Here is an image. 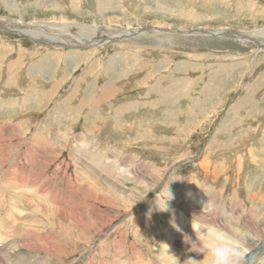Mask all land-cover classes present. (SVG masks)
Returning a JSON list of instances; mask_svg holds the SVG:
<instances>
[{"label":"rangeland","instance_id":"374dc122","mask_svg":"<svg viewBox=\"0 0 264 264\" xmlns=\"http://www.w3.org/2000/svg\"><path fill=\"white\" fill-rule=\"evenodd\" d=\"M0 20L100 41L0 27L1 264H165L169 231L172 263L206 264L192 221L236 230L264 264V48L196 34L263 29L264 0H0Z\"/></svg>","mask_w":264,"mask_h":264},{"label":"bare ground","instance_id":"6f19581e","mask_svg":"<svg viewBox=\"0 0 264 264\" xmlns=\"http://www.w3.org/2000/svg\"><path fill=\"white\" fill-rule=\"evenodd\" d=\"M103 8V7H102ZM9 23L8 25L10 26V27H12L15 31H17V32H20V33H22V34H28L29 36H30V38H32V39H34V38H37L36 36H38V30L39 31H44V29L45 28H50V29H53L54 30V34H47V33H45V34H47L48 36H50V37H46V40L45 41H47L48 43H59V46L61 45V46H68L69 47V49L70 48H81V47H90V46H95V45H100V41H98V39H96L95 37H94V32H96V31H98V27L97 26H95V27H90L91 28V30H93V32H91V33H89V34H83V32L84 31H81V30H79V32L78 33H75L74 35H72V34H70V33H67L66 31H65V29H64V27L65 26H60L59 27V29L58 28H56V27H52V24H48V23H46V24H42V23H38V24H35V23H30V22H28V23H23V22H20V21H15V20H8V21H3V20H0V27L1 26H5V25H3V23ZM40 25V26H39ZM76 25H78L81 29H84V27H82V25L81 24H77L76 23ZM39 27V28H38ZM160 29V28H159ZM202 31H204L206 34L207 33H213V34H217V35H224V36H237V37H241V36H243V37H246V39H248V40H250V41H252V42H254L257 46H258V48H264V28L263 29H258V30H253V31H244V32H242V31H235V30H231V29H216V30H211V29H209V30H206V29H201ZM209 31V32H208ZM140 32V29H137L134 33H132V34H137V33H139ZM204 32H202V34L204 33ZM141 33V32H140ZM144 33V32H143ZM132 34H130V35H132ZM196 34H197V32H196ZM128 35V33H123L122 35H120V36H127ZM112 38H114V36H112V37H108V39H112ZM54 39H57V40H59V39H62V40H68L69 42H61V41H54ZM113 40V39H112ZM52 66V65H51ZM50 67V66H49ZM262 96V95H261ZM103 97V96H102ZM30 98V97H29ZM99 99V98H98ZM35 151H37V150H35ZM95 156V155H94ZM28 160V159H27ZM3 161V160H2ZM30 161V160H29ZM31 163V162H30ZM29 163V164H30ZM33 163V162H32ZM108 165V164H107ZM31 166H32V164H31ZM110 166V165H109ZM107 169V168H106ZM130 174V173H129ZM134 174V173H133ZM5 181H3L2 183H4V185L5 186H7V188L9 189V192H7V189H6V193H9V195H10V198L9 199H11V200H14L15 202H17V199H18V197H19V195H23V191H26V189H23V188H21V187H19V186H17L16 185V183L15 182H19L18 180H17V177H13L12 179H14L13 181H9L11 178H10V176L9 175H7V174H5ZM7 178V179H6ZM11 179V180H12ZM2 180V179H1ZM4 180V179H3ZM112 181V180H111ZM8 183L10 184V187H8ZM31 183H32V185H31ZM33 183H36L35 182V180H33V175L32 174H30L29 175V177H28V180H26L25 182H24V184H28L27 185V188L28 187H30V188H28V190L30 191V192H27V193H30V196L27 198L28 200H30V202H32L34 199H33V196L34 195H36V194H38L39 193V191L40 190H38V188L37 187H35L34 185H33ZM40 183V182H39ZM30 184V185H29ZM36 185V184H35ZM38 185V184H37ZM123 186V185H122ZM23 187H24V185H23ZM12 190H11V189ZM21 188V189H20ZM2 189V188H1ZM4 189V188H3ZM2 189V190H3ZM118 189V188H117ZM121 189V188H120ZM46 190V189H45ZM5 195V194H4ZM28 195V194H27ZM45 195V194H44ZM2 197V196H1ZM4 197V196H3ZM42 197H44V196H42ZM48 197V196H47ZM88 198V197H87ZM39 200V199H38ZM56 201V200H55ZM55 201H52V199H51V202H54L55 203ZM47 203V202H46ZM56 205V204H55ZM49 207L51 206L50 204L48 205ZM15 207V206H14ZM48 207V208H49ZM62 207V206H61ZM63 207H64V205H63ZM67 207V206H66ZM51 208V207H50ZM60 208V207H59ZM58 208V209H59ZM17 209V208H16ZM14 210L15 209H13V212H14ZM68 210V209H67ZM17 211V213H19L20 212V214H21V209H17L16 210ZM66 211V210H65ZM77 211V210H76ZM2 212V211H1ZM78 213V212H77ZM64 214V213H63ZM17 215H19V214H17ZM210 215V214H209ZM75 216H76V214H75ZM79 216V215H78ZM198 216H199V214H198ZM81 217V216H80ZM79 217V218H80ZM204 217V216H203ZM211 217V216H210ZM13 218V217H12ZM198 218V217H197ZM206 218V217H205ZM7 219V218H6ZM6 219H4L5 221H6ZM52 219V218H51ZM81 219V218H80ZM200 219V218H199ZM14 220H17V221H13L12 223H14L17 227L18 226H20V224L22 223V222H24L25 223V221H21V220H24V219H18L17 217H15L14 218ZM203 220V219H202ZM9 221V220H8ZM10 222H11V220H10ZM205 222V221H204ZM3 223H4V221H3ZM11 223V224H12ZM35 223V222H34ZM7 224V223H6ZM208 225V224H207ZM12 226V225H11ZM182 226V225H181ZM16 227V229H18ZM27 227V226H26ZM29 227V226H28ZM3 228V227H2ZM1 228V229H2ZM9 228H10V226H9ZM0 229V230H1ZM30 229H31V227H30ZM29 230V229H28ZM172 231H169V233L167 234V235H165L164 236V238H163V240L161 241V243H160V250H159V254L157 255L158 257H159V259H161V261H163L165 264H174V263H172L171 261H172V255H171V253H170V250H171V248L175 245V243L177 242V240L175 239V234H172L171 233ZM1 234V233H0ZM3 234V233H2ZM37 238V237H36ZM5 240H6V238L5 237H3L2 235H0V249H1V251H3V254L5 253V254H7L6 256L8 257V259L10 258V255L9 254H11V252H9L8 251V248L7 247H5ZM34 239L32 238V237H29L28 239L26 238L24 241L25 242H29V241H33ZM39 240V239H38ZM49 242H51V241H49ZM45 243V242H44ZM53 243V242H52ZM26 246H28V244H26V243H24ZM57 244V243H56ZM43 244H41L40 245V247L42 246ZM264 245V241H263V243L262 244H260V246H263ZM47 246V245H46ZM45 249V248H44ZM39 250V249H38ZM46 250V249H45ZM49 249H47V251H48ZM249 251V250H248ZM7 259V258H6ZM6 259H4V260H6ZM138 260H136V261H132V262H130L129 261V264H140V263H142L143 262V259L142 258H137ZM178 259V258H177ZM249 258H248V252H247V256H246V259H245V264H250V260H248ZM29 261V260H28ZM177 261V260H176ZM7 262V261H6ZM18 262V261H17ZM24 262V261H23ZM27 262V261H26ZM179 262V261H178ZM2 263H4V262H2ZM14 263V262H13ZM32 263L33 264H36V262H33L32 261ZM1 264V263H0ZM26 264V263H25ZM31 264V263H30ZM146 264H148V263H146ZM149 264H153V263H149ZM155 264H157V263H155Z\"/></svg>","mask_w":264,"mask_h":264},{"label":"clouds","instance_id":"9594fccd","mask_svg":"<svg viewBox=\"0 0 264 264\" xmlns=\"http://www.w3.org/2000/svg\"><path fill=\"white\" fill-rule=\"evenodd\" d=\"M173 227H177L175 223ZM192 228L196 239L191 240L185 235L184 242L190 244L191 251L202 254L206 264H245L248 250L236 230H228L219 223H211L201 229L193 221ZM193 245H196L195 249ZM184 264H198V261L189 257Z\"/></svg>","mask_w":264,"mask_h":264},{"label":"water","instance_id":"95a60500","mask_svg":"<svg viewBox=\"0 0 264 264\" xmlns=\"http://www.w3.org/2000/svg\"><path fill=\"white\" fill-rule=\"evenodd\" d=\"M202 32H204V31H197V34H201ZM209 32V31H208ZM205 33V32H204ZM208 34V33H207Z\"/></svg>","mask_w":264,"mask_h":264}]
</instances>
